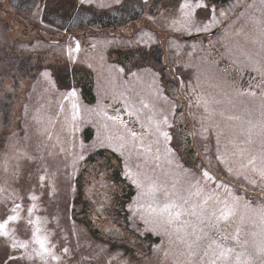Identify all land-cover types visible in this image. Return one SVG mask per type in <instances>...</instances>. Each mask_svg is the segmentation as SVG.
Returning <instances> with one entry per match:
<instances>
[{
    "label": "rangeland",
    "instance_id": "rangeland-1",
    "mask_svg": "<svg viewBox=\"0 0 264 264\" xmlns=\"http://www.w3.org/2000/svg\"><path fill=\"white\" fill-rule=\"evenodd\" d=\"M202 2L85 0L92 6H79L77 0H0V264L9 255L21 258L8 264H199L210 257H204L207 237L189 248L194 225L197 235L202 228L218 242L217 229L235 235L239 227L245 247L234 239L225 247L246 251L252 264H260L255 249L264 244V191L243 177L260 183L264 167V0H208L219 23L196 34L194 26L208 20L206 10L196 12ZM189 27L192 34L185 31ZM165 36L172 39L147 51L149 37ZM45 66L53 69L52 80L39 74ZM163 115L174 123L177 139L186 140V147L177 145L179 156L167 154L157 131ZM202 145L208 157L218 148L226 162L219 168L205 159ZM97 151L107 154L130 187L124 225L115 222L112 198L121 189L100 165L78 189V178L80 185L88 172L83 160ZM248 156L256 158L255 169ZM181 163L192 171L178 168ZM203 163L229 187L201 182L196 195L192 185ZM153 183L160 189L158 202H165V191L174 193L171 199L186 211L181 223L160 227L159 234L142 219ZM225 191L239 197L231 223H201L191 215L205 197H223ZM84 201L92 206L99 237L80 219ZM183 221L190 222L187 228ZM184 231L189 235L180 239ZM145 236L151 238L148 251Z\"/></svg>",
    "mask_w": 264,
    "mask_h": 264
},
{
    "label": "snow or ice",
    "instance_id": "snow-or-ice-1",
    "mask_svg": "<svg viewBox=\"0 0 264 264\" xmlns=\"http://www.w3.org/2000/svg\"><path fill=\"white\" fill-rule=\"evenodd\" d=\"M122 2V0H117V3ZM145 4L148 3V0H143ZM193 3H196L197 0H192ZM77 3L79 6H92L91 4H86L85 0H77ZM181 3H184V0H181ZM47 6V5H45ZM201 9H204L208 13V20L206 23L200 25V26H194L195 27V33L199 34L201 32H208L211 30L210 25L212 23H219L218 17H217V10L215 8L214 4H210L208 0H203V2L197 7L196 12L198 13L201 11ZM226 13L224 11L219 12V16H224ZM151 19V17H149ZM41 22L44 23L43 16L40 17ZM149 32L153 33L155 35V32H153L151 29H147ZM173 29H166V31H172ZM188 34H192V27H189L185 29ZM172 39L171 36H165L162 40L160 41H155L152 39V37H149V45L147 46V51H151L154 46H158L161 43H164L165 41H168ZM95 47V45H92ZM137 46L142 49H146V46L141 42V40H137ZM81 48V45L79 41L76 42L75 44V50L78 52ZM67 62L71 63L72 62V57H71V46H69V55L67 57ZM120 72H124L123 67H121ZM41 76H43L46 80H52L53 79V69L45 66L41 68L40 73ZM128 75L135 76V72H130ZM181 86H184L183 80L181 79L180 81ZM254 94V93H253ZM197 103H200V99L198 98ZM207 104V101L204 102ZM208 111V108L205 107V112ZM171 115L175 116L176 113L172 112ZM175 129L174 123L169 122L168 115H163L161 118V121L157 122V131L159 133L160 138L163 139L165 146H166V151L167 154L170 157H175L179 156V149H178V144L180 146L186 147V140H178L177 136L174 135L173 130ZM207 128H204V131H207ZM193 135H202L201 133H193ZM204 140H207V137H202ZM203 151L205 152V159L211 160L214 159L216 161V166L220 168L221 165H223L226 161L224 160L222 154L219 152V149L217 148V152L213 153L211 157L207 156V147L206 145H202ZM171 159L169 160V163H171ZM247 163L248 165H251L253 169L256 167V158L254 156H248L247 157ZM261 164L264 165V160L261 161ZM178 168H182L185 170V172H191L192 170L185 169L183 163L177 166ZM226 172L231 175L233 172V169L229 167L226 169ZM129 175H131V172L129 170L128 172ZM195 175H199L200 179L196 181L195 184L192 185V187L197 189L196 195H200L201 192L199 190V185L201 182H204L206 185L211 182V184L216 187L217 189L219 188H225L227 189L229 185H227L224 181L219 180V177L215 175L211 170L210 166L207 163H203L198 166V171L195 173ZM258 175L260 177V183H257L254 179H250L247 175H244V181L247 182L248 184L254 186V187H260L261 191H264V167H261L258 170ZM192 180H196L195 176H189ZM40 187L43 188L45 187V180L46 176L44 174H41L40 176ZM219 181V183H218ZM134 184H138V181L136 179H133ZM138 186H141L138 184ZM35 189L33 188V191ZM160 190L155 183H153L152 186L148 188V194L150 197V202L147 205V209L145 210L144 213H142V219L144 220L145 224H150L152 227L149 229V231H152L156 234H159L158 229L160 227H163L165 225H172L174 223H181V217L185 214V210L183 209L182 205H178L175 203L174 200L171 199V196L174 194H169L167 191H165V202L160 203L156 200L155 193L156 191ZM41 195H43L41 193ZM245 196L248 195L247 192L244 193ZM39 197L36 196H29L30 200H35L38 199ZM239 200V197H234L232 193H228L225 191V194L223 197L216 196H207L203 199V202L198 205L199 211H196V206H194L191 215L195 216L199 222H203L205 219L212 220L215 219L217 222L219 221H229V219L233 216L236 215L235 211V202ZM185 203H188V200L185 199ZM35 207V205L33 206ZM38 221L41 220V218L38 216L36 218ZM243 221V217H241V222ZM262 221H264V216H262ZM45 223L47 222L46 220L44 221ZM184 227L187 228L188 224L190 223L189 221H183L182 222ZM198 225H194L192 227V232L191 235L195 236V240H193L189 244V248H192L193 245L195 246H200L201 244L198 243L200 241H203L205 237H207V243L203 244L204 246V257H210L208 260L201 259L199 264H252V261L249 257V253L246 251H240L236 252L235 249L233 248H227L225 247V243L229 239H234L237 240V243L240 244L238 240V236L240 234V229L237 227L236 229V234H226L225 232L220 231L217 229V232L219 234V242L217 239H213L211 236H208L207 232H204L203 229H199L200 235H197V229ZM44 230L42 228L38 227L37 232L38 233H43ZM177 233L181 232L180 228L175 229ZM165 234H169L170 232L168 231L167 228H165ZM189 233L187 231H184L183 236L180 237V239H185ZM42 239L48 240L47 235H43ZM50 242V241H49ZM53 248L55 245L52 246ZM241 248H244V244H240ZM62 251L67 254L68 249L65 247L62 249ZM257 255V258L260 259V264H264V259H261L262 256H264V244H260L259 246L256 247L255 249ZM214 257V258H211ZM244 257H249L248 259H243ZM21 257L19 256H12L9 255L8 257L5 258L4 264H8L9 260L12 259H20ZM52 258L54 260H59L60 257L53 255Z\"/></svg>",
    "mask_w": 264,
    "mask_h": 264
},
{
    "label": "trees",
    "instance_id": "trees-1",
    "mask_svg": "<svg viewBox=\"0 0 264 264\" xmlns=\"http://www.w3.org/2000/svg\"><path fill=\"white\" fill-rule=\"evenodd\" d=\"M184 111H185V109H184ZM111 161L112 160H110L108 158L107 154L103 153L101 151L90 153L88 155V157L85 160H83V163H82L83 167L88 169L87 175H86L84 180L83 179L81 180L82 183L80 185H79L80 177L78 178V181H77L78 185L77 186H78V189L81 188L80 191L82 192V189L85 187V184L89 183V180H87V178L90 176V172L94 170V169L93 170H91V169L95 166L100 165L99 168L102 170H105L108 173L109 180H112L113 178H115L113 183H115V185H117L118 188L121 189V194H118V195L113 194L112 198H113V206L116 209L115 210L116 213L114 216H115L116 220H119L120 223L117 221H115V222L119 225H124V214H125L124 208H125L126 202L128 200L127 192L130 190V187L127 186L124 182L121 183V179H120L119 175H117L115 173L116 169L113 168V164H111ZM96 163H104V164H96ZM91 210H92V206H91L90 202L84 201L83 202L82 216L80 217V219H81L82 223H84L96 237H99L100 232L94 227V225L92 224V222L90 220ZM229 223H231V222L229 221ZM232 223L234 224L233 221H232ZM150 242H151V238L149 236H145L143 238V241H142V245L144 246L143 251H148ZM112 244L116 245V243H114V242ZM117 244L122 245L121 242H118Z\"/></svg>",
    "mask_w": 264,
    "mask_h": 264
}]
</instances>
